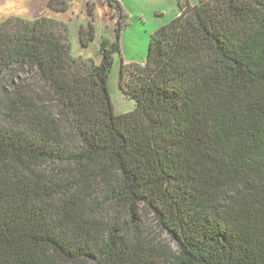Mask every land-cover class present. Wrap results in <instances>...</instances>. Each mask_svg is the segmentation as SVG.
Here are the masks:
<instances>
[{
    "label": "trees",
    "instance_id": "16d2710c",
    "mask_svg": "<svg viewBox=\"0 0 264 264\" xmlns=\"http://www.w3.org/2000/svg\"><path fill=\"white\" fill-rule=\"evenodd\" d=\"M62 26L0 20V264H264V0L181 7L124 114L118 36L98 64Z\"/></svg>",
    "mask_w": 264,
    "mask_h": 264
},
{
    "label": "rangeland",
    "instance_id": "374dc122",
    "mask_svg": "<svg viewBox=\"0 0 264 264\" xmlns=\"http://www.w3.org/2000/svg\"><path fill=\"white\" fill-rule=\"evenodd\" d=\"M199 1L72 0L67 2L65 11L55 15L63 22V34L69 40L76 57L93 59L99 64L103 59L102 42L107 40L109 44L106 47L111 49L118 36L121 56L114 55L108 89L114 112L124 114L134 110L135 102L125 95L121 83L127 80L129 72L144 65L151 35L157 28L176 18L181 7L196 5ZM46 2L48 0H0V19L16 15V11L44 13ZM90 26H93L91 34ZM122 72L124 79L121 78ZM18 77L20 79H16V82L40 89V84L32 79L31 74L22 73ZM156 233L162 235L158 230Z\"/></svg>",
    "mask_w": 264,
    "mask_h": 264
},
{
    "label": "crops",
    "instance_id": "0c3cea01",
    "mask_svg": "<svg viewBox=\"0 0 264 264\" xmlns=\"http://www.w3.org/2000/svg\"><path fill=\"white\" fill-rule=\"evenodd\" d=\"M49 2V0H48ZM48 2H46V8H45V12L44 13H39V12H32V11H26V12H21L19 13V11H16V15H11V16H20V17H24V18H27V19H32V18H36V17H39V16H48V17H55L57 18V16L55 15L56 13L50 11L48 9ZM20 14V15H18ZM11 16H4L3 18H1L0 20H5L7 19L8 17H11Z\"/></svg>",
    "mask_w": 264,
    "mask_h": 264
}]
</instances>
